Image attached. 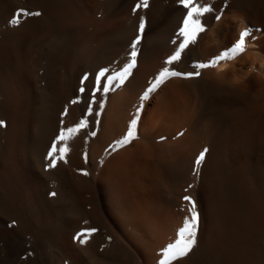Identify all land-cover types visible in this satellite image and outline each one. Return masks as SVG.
I'll return each instance as SVG.
<instances>
[{
    "label": "bare ground",
    "instance_id": "1",
    "mask_svg": "<svg viewBox=\"0 0 264 264\" xmlns=\"http://www.w3.org/2000/svg\"><path fill=\"white\" fill-rule=\"evenodd\" d=\"M199 2L223 15L206 14V31L171 67L194 71L248 27L255 39L197 78L167 80L143 102L140 138L111 151L175 50L187 10L177 0L136 13V0H0V264H158L189 215L184 195L197 203L198 246L174 264H264V0ZM20 9L42 16L10 25ZM141 16L137 66L87 117L99 124L58 142L84 117L95 74L125 64ZM54 142L67 152L49 168ZM85 229L96 231L81 244Z\"/></svg>",
    "mask_w": 264,
    "mask_h": 264
},
{
    "label": "snow or ice",
    "instance_id": "2",
    "mask_svg": "<svg viewBox=\"0 0 264 264\" xmlns=\"http://www.w3.org/2000/svg\"><path fill=\"white\" fill-rule=\"evenodd\" d=\"M149 2L150 0H136V3L133 6V13H136L141 8H148ZM177 3L187 11L184 14L181 26L176 32L177 39L172 41V43L176 45V48L173 53L164 61L165 67H163L155 75V77L149 81L148 87L140 96L141 103L136 108L132 119L129 121L126 132L120 139L114 142V146H110L111 151H118L122 148H126L140 138L138 127L141 113L144 109L143 102L148 101L151 98V94L155 93L167 80L171 78H197L200 76L201 69L216 68L221 64V62L234 60L238 56L243 55L247 51V38L251 37L253 40L255 39L252 34L253 31H256V29L248 27L244 31L240 32L239 38L230 47L221 51L208 62H199L194 64L192 66L194 71L182 72L178 68L171 67L172 65L179 64L182 61L185 50L188 49L189 45L196 42L198 36L201 33L206 31L207 25L203 22L202 18L205 17L206 14H212L214 15L215 20L219 21L223 15V9L218 10L209 4H201L199 0H177ZM224 7H227V0ZM41 16L42 12L39 10L30 11L27 9H20L14 13L13 17L9 20V24L12 26H19V24L22 23L25 18H38ZM145 26V19L143 16H141L138 23V34L129 44L126 62L120 69L113 72L107 68H102L95 74L92 80V87L90 90H87L88 100L84 117H82L76 125L68 127L67 129L62 128L57 137L58 142H65L75 135H78L82 130L89 129L90 123L99 124L98 119L90 122L87 117H98L100 115L104 109L107 94L123 86L128 77L131 75L132 69L137 66V58L141 52L139 46L141 45V40L145 32ZM87 80V74H85L80 80V87L78 91L81 95L86 92L85 82ZM98 93L101 97L99 100L97 99ZM72 103H79V98L74 99ZM94 105L96 106L95 108L93 107ZM66 114L67 108H65L64 112V115ZM5 126V122L0 120V128ZM88 135L95 136L96 133L95 131H89ZM165 139L166 137H160V142L164 141ZM207 151V149L201 151L194 160L193 175H200V168L205 162ZM66 152V146L57 148V143L54 142L47 155V158L51 161L48 167H55L56 159H63ZM56 153H58V156H54ZM82 174L87 176L89 173L83 171ZM192 187L193 185L189 184L184 189V191L188 192V190ZM50 195L55 196L56 193L52 192ZM182 200L190 205V207L187 209L189 215L184 217L183 225L177 230V239L174 242L168 244L165 249L161 250L162 259L158 262V264H174L176 261L183 260L189 257L190 254H193L194 249L198 246L200 216L197 212V203L191 195H184ZM95 231V229L81 230V232L77 233L75 239H77L81 244H86L91 233Z\"/></svg>",
    "mask_w": 264,
    "mask_h": 264
}]
</instances>
